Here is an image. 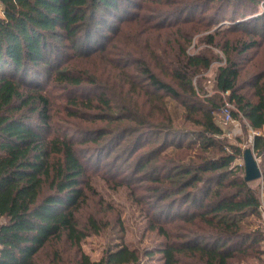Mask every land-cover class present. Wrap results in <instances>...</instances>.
I'll return each instance as SVG.
<instances>
[{"label":"trees","instance_id":"1","mask_svg":"<svg viewBox=\"0 0 264 264\" xmlns=\"http://www.w3.org/2000/svg\"><path fill=\"white\" fill-rule=\"evenodd\" d=\"M0 7V264H38L62 239L76 246L75 264H143L156 253L163 264L263 262L260 194L238 164L244 150L222 138L220 99L194 83L218 56L188 47L196 32L212 30L205 42L225 60L216 89L229 93L234 118L263 128L264 0H0ZM240 7L252 10L241 15ZM251 50L259 58L241 80ZM98 59L107 74L84 64ZM49 85L92 126H55ZM169 99L197 129L176 126ZM85 141L93 147L79 146ZM253 151L264 157L263 134L254 135ZM97 153L111 154L110 166L123 162L110 177L117 185L144 191L136 199L162 246L140 250L121 236L99 260L82 250L105 226L94 214L78 216L95 193L88 172Z\"/></svg>","mask_w":264,"mask_h":264},{"label":"rangeland","instance_id":"2","mask_svg":"<svg viewBox=\"0 0 264 264\" xmlns=\"http://www.w3.org/2000/svg\"><path fill=\"white\" fill-rule=\"evenodd\" d=\"M155 4V3H154ZM149 7V5H148ZM237 12L247 10L251 12V8H235ZM263 10V5H259L258 11L255 14L249 15L254 16L256 14H261ZM233 13L232 8L224 10V15L227 17V22L230 21V16ZM0 14H2V9L0 7ZM197 16H203L202 11H200ZM223 16L219 18L222 19ZM209 31L196 32L192 38V42L188 47V51L191 53H196L202 50H211L218 56L217 60H214L211 66L200 72L194 77V83L199 93L205 96H212L214 98L220 99L221 108L215 114L217 122L224 128L225 135L222 138L231 143L238 145L243 148H252L254 135L257 134L249 127L247 119L240 114L239 117L234 118L233 115L228 119L227 109L231 112L236 111L237 107L229 99V93H219L215 87V74L217 72L218 66L224 64V54L220 48L213 45H209L205 42V35ZM158 35L156 33H151L148 35L152 42H155V39ZM147 36H145L146 38ZM162 40V38H160ZM254 57L250 60V57ZM259 56L255 55V51H250L248 57H243L242 62L245 66L241 75V80L247 79L252 75V63L258 60ZM81 64V62L79 61ZM86 64L89 69L94 70L95 73L107 74V69L109 68L105 61L98 59L95 61H86ZM112 71H115L112 69ZM111 71V72H112ZM48 91L52 94L53 105V114H54V125L55 126H64V127H76L78 125L82 128L92 126V123L88 121H83L72 115L71 112H75L73 107H65L64 104H67L66 94L61 89H55L50 85L47 87ZM253 90V89H251ZM246 91V90H245ZM87 92V91H84ZM168 105L170 111L175 119V124L178 127L197 129L190 122L185 121L182 118L183 107L176 102L174 99L168 100ZM259 134L264 135V127L257 130ZM80 136V135H76ZM80 138V137H79ZM93 143L85 141L79 146L89 150ZM148 147V145H145ZM254 152V151H253ZM259 165L261 167L262 173L264 169V157L257 156L254 152ZM94 155V154H93ZM111 157L103 155L100 156V153H97L93 156L89 164V181L90 184L94 187L95 193L89 196L87 204L80 210L78 216L81 221L85 222L86 217L90 214H94L99 218V222L105 225L101 232L99 233H90L86 238L81 241L82 250L88 254L93 260H99L103 255L105 248L111 243H117L121 240L123 236L125 243L130 247H135L140 250L144 249H153L156 247L162 246L164 243V237L157 234L156 231H150L147 229L148 219L145 216L144 210L141 207V203L136 199V195L142 194V190L136 191V195L130 192V189L125 185H117L115 182V177L110 178L112 175H118L125 169L122 166L123 162L119 161L117 164L110 166L106 161ZM243 157V156H242ZM240 161H243L242 158L238 159V164ZM240 166V165H239ZM242 167V166H240ZM244 168V166H243ZM245 172V170H244ZM250 185L255 188L258 194L261 195L262 186H264L263 176L261 179L250 182ZM147 196V193H146ZM261 201V196H260ZM123 225V230H119L118 226ZM264 227V226H263ZM263 245V244H262ZM59 252L58 258H54V252ZM264 256V255H263ZM264 258V257H263ZM77 259V248L71 243L67 242L65 239L54 241L52 245L43 249L37 258L38 264H75ZM143 264H163L162 255L156 253L153 256L144 258ZM245 264H259L256 261ZM260 264H264L263 262Z\"/></svg>","mask_w":264,"mask_h":264},{"label":"water","instance_id":"3","mask_svg":"<svg viewBox=\"0 0 264 264\" xmlns=\"http://www.w3.org/2000/svg\"><path fill=\"white\" fill-rule=\"evenodd\" d=\"M242 159L244 162L245 181L252 182L261 179L263 173L252 148L244 149Z\"/></svg>","mask_w":264,"mask_h":264},{"label":"built area","instance_id":"4","mask_svg":"<svg viewBox=\"0 0 264 264\" xmlns=\"http://www.w3.org/2000/svg\"><path fill=\"white\" fill-rule=\"evenodd\" d=\"M232 115V112H231V110L229 111L228 109H227V116H228V119H230V116ZM255 133H258L257 131H254ZM239 165L240 166H244V162L243 161H240V163H239ZM262 192H261V207H260V209H261V213H262V216H263V219H264V186H262Z\"/></svg>","mask_w":264,"mask_h":264}]
</instances>
